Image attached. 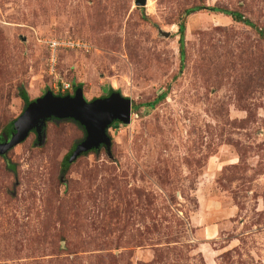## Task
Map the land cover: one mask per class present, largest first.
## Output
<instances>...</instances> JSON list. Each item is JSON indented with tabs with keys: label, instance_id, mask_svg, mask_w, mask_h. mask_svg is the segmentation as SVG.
Masks as SVG:
<instances>
[{
	"label": "rangeland",
	"instance_id": "rangeland-1",
	"mask_svg": "<svg viewBox=\"0 0 264 264\" xmlns=\"http://www.w3.org/2000/svg\"><path fill=\"white\" fill-rule=\"evenodd\" d=\"M50 40L87 49L50 72ZM78 88L129 98L130 123L111 159L69 162L85 131L54 119L0 156V264H264V0H0V143L21 90Z\"/></svg>",
	"mask_w": 264,
	"mask_h": 264
},
{
	"label": "water",
	"instance_id": "water-1",
	"mask_svg": "<svg viewBox=\"0 0 264 264\" xmlns=\"http://www.w3.org/2000/svg\"><path fill=\"white\" fill-rule=\"evenodd\" d=\"M146 0H134L136 7H143ZM49 119L72 120L85 131V139L80 142L69 162L80 155L103 146L108 158L111 155V140L106 131L115 121L130 123L131 101L119 92H112L106 98L87 102L81 89H76L73 96L58 97L50 91L30 102L23 113L13 123L12 137L0 143V156H4L12 148L22 143L30 132L35 131L38 144L44 141V125Z\"/></svg>",
	"mask_w": 264,
	"mask_h": 264
},
{
	"label": "trees",
	"instance_id": "trees-1",
	"mask_svg": "<svg viewBox=\"0 0 264 264\" xmlns=\"http://www.w3.org/2000/svg\"><path fill=\"white\" fill-rule=\"evenodd\" d=\"M200 10H202V8H191V9H188V10H186L185 12H184V16H189V15H191V14H193V13H196V12H198V11H200ZM209 10H211V11H214V12H217V13H219V14H222V15H224V16H228V17H230V18H232L234 21H237V22H239V21H241V16L240 15H238V14H235V13H232V12H228V11H226V10H220V9H214V8H211V9H209ZM179 36H180V38H179V55H180V60L182 61L183 60V57H184V47H183V32H184V25L181 23L180 25H179ZM112 92H115V91H111V93ZM117 92V91H116ZM67 95H68V93H67ZM165 93L164 94H161L160 96H158L154 101H152V102H149V103H147V104H145V107H147V108H149V109H153L154 107H155V105L159 102V101H161L162 99H164L165 98ZM19 96H20V98H21V100L25 103V105L27 106L30 102L27 100V96H26V94H25V92L23 91V90H21V92H20V94H19ZM60 96V95H59ZM25 106V107H26ZM11 126L13 127V123L11 124ZM68 161L66 160V164H65V169H66V166H67V163ZM6 166H7V168L9 169V170H11L12 172H14L15 171V169H14V166H13V164H11L10 162H7L6 161Z\"/></svg>",
	"mask_w": 264,
	"mask_h": 264
},
{
	"label": "built area",
	"instance_id": "built-area-1",
	"mask_svg": "<svg viewBox=\"0 0 264 264\" xmlns=\"http://www.w3.org/2000/svg\"><path fill=\"white\" fill-rule=\"evenodd\" d=\"M83 47L85 50L87 49L86 46L79 45L78 43H75L71 40H63V41H57V40H50L45 42V49L47 50L48 56V64L50 68V72L54 70L56 63L58 62V54L61 49H69V50H75L76 48ZM58 88H60L61 92L69 90L71 87L69 84L60 82L58 84Z\"/></svg>",
	"mask_w": 264,
	"mask_h": 264
}]
</instances>
